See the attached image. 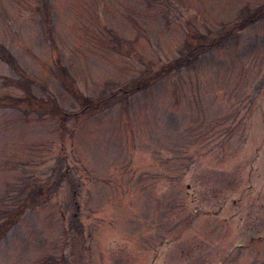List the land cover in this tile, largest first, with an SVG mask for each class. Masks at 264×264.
<instances>
[{
	"label": "rangeland",
	"instance_id": "374dc122",
	"mask_svg": "<svg viewBox=\"0 0 264 264\" xmlns=\"http://www.w3.org/2000/svg\"><path fill=\"white\" fill-rule=\"evenodd\" d=\"M0 46V264H264V0H0Z\"/></svg>",
	"mask_w": 264,
	"mask_h": 264
},
{
	"label": "trees",
	"instance_id": "16d2710c",
	"mask_svg": "<svg viewBox=\"0 0 264 264\" xmlns=\"http://www.w3.org/2000/svg\"><path fill=\"white\" fill-rule=\"evenodd\" d=\"M2 48H3V47L0 46V51H1ZM2 50H3V49H2ZM4 50H5V49H4ZM5 51H6V50H5ZM6 53H7V56H6V57H2V56L0 55V60H1V61H4L5 64H6L10 69L14 70V71L17 73V75H18V74L20 73V71H18V67H16L17 64H16L15 59H14L13 56L10 54V52H7V51H6ZM18 76H19V75H18ZM59 161L62 162L61 160H59ZM30 197H32V196H30ZM35 197L37 198L38 196H35ZM28 205H29V203H27V205H26V203L24 202V203H20L19 206L16 208V211H15V213H14V218H15L16 221L19 219L20 214H21L22 212H24V210L27 208ZM24 206H26V207H24ZM2 214H3V212L0 211V217L2 216ZM14 222H15V221H14ZM4 223H5V222H3V223L0 222V238H1V237L3 236V234L5 233L4 231H7V230H8V227H9V225H7V223H5V226L2 228V226H3Z\"/></svg>",
	"mask_w": 264,
	"mask_h": 264
},
{
	"label": "flooded vegetation",
	"instance_id": "af4514ba",
	"mask_svg": "<svg viewBox=\"0 0 264 264\" xmlns=\"http://www.w3.org/2000/svg\"><path fill=\"white\" fill-rule=\"evenodd\" d=\"M252 199L255 201V207L257 208L254 211V223L259 226L264 224V196L252 194Z\"/></svg>",
	"mask_w": 264,
	"mask_h": 264
}]
</instances>
